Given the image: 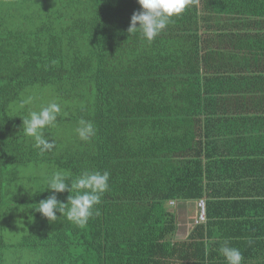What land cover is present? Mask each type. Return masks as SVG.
<instances>
[{
  "label": "trees",
  "instance_id": "obj_1",
  "mask_svg": "<svg viewBox=\"0 0 264 264\" xmlns=\"http://www.w3.org/2000/svg\"><path fill=\"white\" fill-rule=\"evenodd\" d=\"M140 8L0 0V264H227L217 186L264 171V0H191L151 42L128 32ZM48 88L61 112L42 153L21 116ZM56 171L109 173L83 227L35 210ZM202 199L207 223L177 241L170 202ZM261 246L243 261L264 264Z\"/></svg>",
  "mask_w": 264,
  "mask_h": 264
},
{
  "label": "clouds",
  "instance_id": "obj_2",
  "mask_svg": "<svg viewBox=\"0 0 264 264\" xmlns=\"http://www.w3.org/2000/svg\"><path fill=\"white\" fill-rule=\"evenodd\" d=\"M137 2L141 8L133 13L128 32L131 34L139 30L143 38L149 42L165 29L172 17H179L191 4V0H137ZM60 112L59 104L50 103L40 111H30L27 117L21 116L24 135L32 137L35 140V147L42 153L55 146L54 140L50 142L49 138H45L44 129L54 124ZM79 124L76 132L81 140L87 141L93 135V126L83 119ZM68 178L69 174L66 172H54L48 179L45 189L50 195L41 200L35 210L49 222L55 221L59 212L66 215L75 225L83 227L91 217L92 209L100 203L101 195L109 188V173L85 171L74 178L71 184L66 183ZM66 191L70 192V195L67 203H64L58 200V194ZM73 192L76 194L73 195ZM218 252L226 259L227 264H242L241 251L231 247L227 241Z\"/></svg>",
  "mask_w": 264,
  "mask_h": 264
},
{
  "label": "crops",
  "instance_id": "obj_3",
  "mask_svg": "<svg viewBox=\"0 0 264 264\" xmlns=\"http://www.w3.org/2000/svg\"><path fill=\"white\" fill-rule=\"evenodd\" d=\"M217 250L227 241L238 248L242 255L262 251L264 240V171L248 174L240 178H227L217 186ZM170 209L176 214L177 241H186L194 231L197 219L196 201H172ZM197 214V215H196ZM216 241V240H215ZM212 241V242H215ZM262 247V249H260ZM254 251V252H253ZM251 258L243 261L250 263Z\"/></svg>",
  "mask_w": 264,
  "mask_h": 264
},
{
  "label": "rangeland",
  "instance_id": "obj_4",
  "mask_svg": "<svg viewBox=\"0 0 264 264\" xmlns=\"http://www.w3.org/2000/svg\"><path fill=\"white\" fill-rule=\"evenodd\" d=\"M52 96H53V93H52V91L48 88V89H46V91H45V93H44V95L43 96H40V97H38V103H37V94H35L34 95V97H33V100L32 101H34V102H36V105H37V107H35V111H38V108H39V106H48L50 103H54V100L53 99H55V98H52ZM39 104V105H38ZM12 109H13V111L16 113V114H19L20 115V112L21 111H23V108H16L15 106H13L12 107ZM175 204V203H174ZM197 204H198V202H197ZM170 205H173V203H170ZM170 211H173V209L171 210L170 209ZM197 212H198V214H199V209H198V206H197ZM197 215V214H196ZM198 216V215H197ZM193 225H195V223L193 222ZM196 226H198V225H196Z\"/></svg>",
  "mask_w": 264,
  "mask_h": 264
},
{
  "label": "built area",
  "instance_id": "obj_5",
  "mask_svg": "<svg viewBox=\"0 0 264 264\" xmlns=\"http://www.w3.org/2000/svg\"><path fill=\"white\" fill-rule=\"evenodd\" d=\"M197 206L199 209V214H198L197 219L194 221L195 225H201V224L207 223L206 201L203 199L200 200Z\"/></svg>",
  "mask_w": 264,
  "mask_h": 264
}]
</instances>
